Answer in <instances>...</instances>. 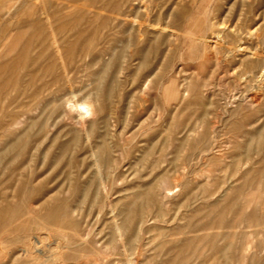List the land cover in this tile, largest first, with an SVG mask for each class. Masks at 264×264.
Returning <instances> with one entry per match:
<instances>
[{
	"label": "rangeland",
	"instance_id": "1",
	"mask_svg": "<svg viewBox=\"0 0 264 264\" xmlns=\"http://www.w3.org/2000/svg\"><path fill=\"white\" fill-rule=\"evenodd\" d=\"M263 70L264 0H0V264H264Z\"/></svg>",
	"mask_w": 264,
	"mask_h": 264
},
{
	"label": "clouds",
	"instance_id": "2",
	"mask_svg": "<svg viewBox=\"0 0 264 264\" xmlns=\"http://www.w3.org/2000/svg\"><path fill=\"white\" fill-rule=\"evenodd\" d=\"M81 93H71L69 97H65V109L72 114L77 122H86L94 118L96 114L97 102L93 96H88L81 99Z\"/></svg>",
	"mask_w": 264,
	"mask_h": 264
},
{
	"label": "bare ground",
	"instance_id": "3",
	"mask_svg": "<svg viewBox=\"0 0 264 264\" xmlns=\"http://www.w3.org/2000/svg\"><path fill=\"white\" fill-rule=\"evenodd\" d=\"M257 73V74H256ZM255 74L256 75H252L253 77H254V79L255 80H257V83L259 84V85H261L262 87H264V70L262 71V72H260V73H258V72H256ZM261 90H262V88H261ZM255 98V97H254ZM255 100H256V98H255ZM257 101V100H256ZM97 108V107H96ZM97 110V109H96ZM100 112V111H99ZM105 119V118H104ZM105 123V122H104ZM169 190V188L167 189V191ZM171 190V189H170ZM145 191H147V190H145ZM168 192H170V194H171V191H168ZM167 193V192H166ZM141 194V193H140ZM149 194V193H148ZM172 195V194H171ZM166 196H167V194H166ZM135 198V197H134ZM141 198V197H140ZM139 199V198H138ZM128 207V206H127ZM131 208V207H130ZM116 219V218H115ZM116 224H117V222H115ZM122 228H123V226H121ZM120 227V228H121ZM119 230V229H118ZM119 231H121V230H119ZM118 231V232H119ZM141 231V230H140Z\"/></svg>",
	"mask_w": 264,
	"mask_h": 264
}]
</instances>
